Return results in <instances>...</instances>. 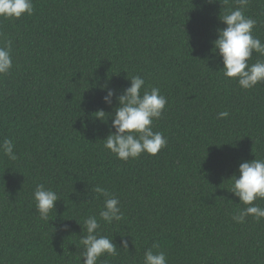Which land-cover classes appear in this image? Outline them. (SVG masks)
Masks as SVG:
<instances>
[{"label": "trees", "instance_id": "obj_1", "mask_svg": "<svg viewBox=\"0 0 264 264\" xmlns=\"http://www.w3.org/2000/svg\"><path fill=\"white\" fill-rule=\"evenodd\" d=\"M33 4L30 16L0 18L13 59L0 76V142L11 139L18 156L0 151V264H83L84 220L99 219L105 199L97 185L120 200L124 217L100 221V234L118 247L128 241L97 264H143L148 249L168 264H264V219L233 221L245 206L228 191L242 162L264 159V82L241 88L212 52L235 0ZM244 14L264 42V0H249ZM257 60L264 56L254 52L249 64ZM136 75L167 98L153 129L168 143L125 162L104 147L111 118L94 113L114 115ZM105 84L116 92L111 106ZM222 111L229 116L218 119ZM37 184L60 197L49 223L36 210Z\"/></svg>", "mask_w": 264, "mask_h": 264}, {"label": "clouds", "instance_id": "obj_2", "mask_svg": "<svg viewBox=\"0 0 264 264\" xmlns=\"http://www.w3.org/2000/svg\"><path fill=\"white\" fill-rule=\"evenodd\" d=\"M235 2L238 7L219 17L226 27L217 30L218 38L213 41L212 52L213 56L222 58L223 75L235 79L241 88L248 90L264 82V60L249 64L254 52L264 56V42L253 35L257 21L244 14L249 0H235ZM33 12V0H0V18L19 19L24 15L30 16ZM0 41H2L0 42V76H4L13 66L12 41L3 33H0ZM129 79L130 86L116 97L119 106L114 109V115L106 113L103 109L94 113L95 118L102 122H105L106 114L111 118V129L114 131L110 129L104 139V147L125 162L139 158L144 153L155 156L168 143L163 133L153 129L154 121L161 118L165 110L167 98L161 94L158 87L145 88L143 77L136 75ZM100 89L106 91L103 102L111 106L116 95L115 90L106 84L100 85ZM142 90L143 94H141ZM228 116L227 111H222L218 113L217 118L224 119ZM14 148L11 139L5 138L0 142V151L11 161L18 159ZM238 172V178L233 175L229 179L232 185L228 191L238 197L239 203L245 207L232 215V220L243 224L248 216H252L260 221L264 219V207L255 201L264 200V159L255 158L252 161L242 162ZM93 191L105 199L103 208L99 212V219L93 215L84 220L82 232L86 230V234L81 235L80 238L83 246L80 259H83V264H97L105 255L116 256L117 248L128 250L126 239H122L121 247H118L113 242V238L101 235L99 232L100 221L111 224L124 218L120 200L99 185ZM33 198L39 218L49 223V214L60 200L57 192L46 188L44 184H37ZM63 230L68 231L69 226L63 225ZM157 247L158 245H153V248ZM143 264H168V260L163 251L153 252L152 249H148L144 253Z\"/></svg>", "mask_w": 264, "mask_h": 264}]
</instances>
